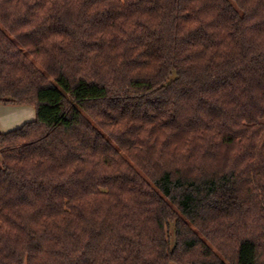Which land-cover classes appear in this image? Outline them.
<instances>
[{
    "label": "trees",
    "instance_id": "trees-1",
    "mask_svg": "<svg viewBox=\"0 0 264 264\" xmlns=\"http://www.w3.org/2000/svg\"><path fill=\"white\" fill-rule=\"evenodd\" d=\"M0 264H264V0H0Z\"/></svg>",
    "mask_w": 264,
    "mask_h": 264
},
{
    "label": "rangeland",
    "instance_id": "rangeland-1",
    "mask_svg": "<svg viewBox=\"0 0 264 264\" xmlns=\"http://www.w3.org/2000/svg\"><path fill=\"white\" fill-rule=\"evenodd\" d=\"M22 107H27L24 110H19V104H3L0 103V131L5 132L16 128L24 122L34 120L36 117L35 107L30 104H22ZM1 164V157H0ZM175 264V263H170Z\"/></svg>",
    "mask_w": 264,
    "mask_h": 264
},
{
    "label": "crops",
    "instance_id": "crops-1",
    "mask_svg": "<svg viewBox=\"0 0 264 264\" xmlns=\"http://www.w3.org/2000/svg\"><path fill=\"white\" fill-rule=\"evenodd\" d=\"M20 107H19V110L20 111H22V110H24L25 108H27V107H22L23 105H19ZM26 110V109H25Z\"/></svg>",
    "mask_w": 264,
    "mask_h": 264
}]
</instances>
